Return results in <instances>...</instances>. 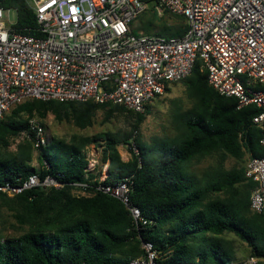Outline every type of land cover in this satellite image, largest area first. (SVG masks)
Instances as JSON below:
<instances>
[{
	"label": "trees",
	"instance_id": "obj_1",
	"mask_svg": "<svg viewBox=\"0 0 264 264\" xmlns=\"http://www.w3.org/2000/svg\"><path fill=\"white\" fill-rule=\"evenodd\" d=\"M144 1L151 5L152 0ZM0 8L16 11L13 29L36 35L35 16L26 0H0ZM186 29V25L172 29L166 37L180 38ZM177 83L185 87L193 106L174 114L176 136L159 142L149 156L134 139L139 156L129 150L131 157L126 162L117 147L130 145L127 141L134 131L138 133L146 107L144 113L135 114L120 106L94 103L32 100L16 105L10 110L9 120L0 122V141L7 146L8 138L19 140L15 152L0 156V183L26 179L33 172L41 176L60 173L65 181L75 183L100 175V171L85 172L88 162L83 152L94 141L91 138L73 137L69 144L52 141L34 148L35 134L28 122L35 119V111L41 117L51 111L58 122L73 114L80 129L91 125L97 111H104L105 121L115 114L128 113L132 116L130 134L119 138L109 133L99 135L105 141L101 161L109 162L104 183L132 176L131 202L153 221L139 236L153 244L159 264H230L246 250L248 258H255L259 264L264 260V217L250 208L255 184L245 178V167L224 170L220 166L201 178L190 167L214 154L221 161L232 158L237 162L246 154L250 159L264 157L261 130L252 121L260 110L253 105L238 110L234 98L220 96L209 85L199 61L190 75ZM177 83L169 84L165 93ZM21 113L28 118H21ZM34 153L37 167L32 166ZM0 206L8 208L16 221L27 227L16 238L0 239V264H128L143 254L129 212L108 195L96 192L77 196L66 186L28 191L12 198L0 194Z\"/></svg>",
	"mask_w": 264,
	"mask_h": 264
},
{
	"label": "built area",
	"instance_id": "obj_2",
	"mask_svg": "<svg viewBox=\"0 0 264 264\" xmlns=\"http://www.w3.org/2000/svg\"><path fill=\"white\" fill-rule=\"evenodd\" d=\"M26 2L37 24L34 36L13 29L14 9L0 8V122L11 108L32 100L116 105L142 114L169 84L189 76L199 61L220 96L234 98L238 110L251 105L260 110L252 121L261 130L264 146V0ZM148 8L158 18L165 13L183 17L186 33L176 38L134 32L132 22ZM28 125L35 134L34 148L45 147L44 127L36 119ZM136 134L127 146L139 156ZM25 137L30 139L27 133ZM43 165L49 166L45 161ZM244 175L255 184L250 208L264 217V157L248 159ZM104 180L75 183L60 173L33 172L26 179L0 183V194L12 198L68 186L77 196L98 192L115 198L129 212L143 251L128 264H159L153 244L139 236L153 221L131 202L132 176L113 184ZM256 263L247 258L231 264Z\"/></svg>",
	"mask_w": 264,
	"mask_h": 264
},
{
	"label": "rangeland",
	"instance_id": "obj_3",
	"mask_svg": "<svg viewBox=\"0 0 264 264\" xmlns=\"http://www.w3.org/2000/svg\"><path fill=\"white\" fill-rule=\"evenodd\" d=\"M10 20L11 23L16 22V14L14 11L10 12ZM183 25H186V22L180 20L176 16L165 13L158 18L149 10L134 19L132 22V29L136 33L143 32L166 37V34L171 35L172 29L180 28ZM192 106L193 103L187 97L185 87L181 83L172 85L169 93H165L160 98H156L147 104L144 120L139 126L137 130L138 133L135 136L137 145L142 148L148 156L151 155L159 142L170 140L176 136V130L173 126L174 114L177 112L184 113L191 109ZM20 117L23 119L28 118L26 114L22 113ZM32 117L43 124L42 126L45 130L46 139L49 143L52 141H60L64 144H69L73 137L78 139L82 137L93 139L94 141L85 147L83 153L87 159L88 166L93 164L96 172L98 173V171H100V175L104 173V163H102L101 160L105 148V141H103V138H99V135L109 133L119 138L131 132L130 126L132 116L128 113L115 114L108 121H105L104 111H97L91 119V125L85 129H80L75 125L73 114H68L61 122H58L54 118L51 111H47L43 117L35 111ZM9 118L10 111L5 115L4 121L9 120ZM130 138H132V136ZM18 142L19 140L17 138H8L6 146L0 141V156H7V154L15 152ZM127 142L130 141L128 140ZM117 150L122 160L126 161L130 159L131 153L126 144H120ZM248 159L249 156L246 154L243 160L238 162L232 158L221 161L218 155L214 154L192 164L190 171L197 178H201L205 173H209L211 169L220 166L224 170L234 167L244 168ZM32 164L33 166H37L36 153H34V161ZM26 228V226L16 221L13 217V213L8 210V208L0 206V239L16 238L23 234Z\"/></svg>",
	"mask_w": 264,
	"mask_h": 264
},
{
	"label": "crops",
	"instance_id": "obj_4",
	"mask_svg": "<svg viewBox=\"0 0 264 264\" xmlns=\"http://www.w3.org/2000/svg\"><path fill=\"white\" fill-rule=\"evenodd\" d=\"M250 159V158H249ZM124 161V160H123ZM126 161H128V160H126ZM126 161H124V162H126ZM108 164H109V162H107V163H104V173H102L101 175H99V177L98 178H106L107 176H108V172H107V167H108ZM96 170H95V166L93 165V164H91L90 166H88L87 165V167H86V169H85V172L88 174V173H90V172H95ZM97 173V172H96ZM255 188V187H254ZM253 191V190H252ZM251 195V194H250ZM250 255H249V252L246 250L245 251V253H243V255L242 256H239L237 259L238 260H236V261H234V262H239V261H243V260H245V259H247L248 257H249ZM234 262H232V263H234ZM231 264V263H230ZM259 264H264V260L263 261H261Z\"/></svg>",
	"mask_w": 264,
	"mask_h": 264
}]
</instances>
